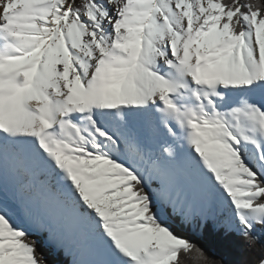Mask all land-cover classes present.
Wrapping results in <instances>:
<instances>
[{
	"label": "snow or ice",
	"instance_id": "obj_1",
	"mask_svg": "<svg viewBox=\"0 0 264 264\" xmlns=\"http://www.w3.org/2000/svg\"><path fill=\"white\" fill-rule=\"evenodd\" d=\"M207 231L264 264V0H0V264H229Z\"/></svg>",
	"mask_w": 264,
	"mask_h": 264
},
{
	"label": "trees",
	"instance_id": "obj_2",
	"mask_svg": "<svg viewBox=\"0 0 264 264\" xmlns=\"http://www.w3.org/2000/svg\"><path fill=\"white\" fill-rule=\"evenodd\" d=\"M177 230L181 232L187 231L181 228ZM198 240L205 252L217 260L224 259L229 264H250L252 257L248 253L246 246L238 238H233V242L228 244L221 234L207 231L202 237H198ZM45 254H48L47 248H45ZM49 259H52L50 255ZM57 264H67V262L64 257H58ZM188 264H191V262L189 261Z\"/></svg>",
	"mask_w": 264,
	"mask_h": 264
}]
</instances>
